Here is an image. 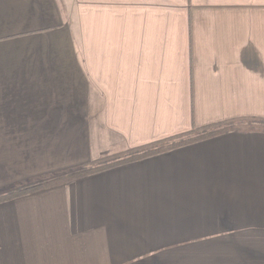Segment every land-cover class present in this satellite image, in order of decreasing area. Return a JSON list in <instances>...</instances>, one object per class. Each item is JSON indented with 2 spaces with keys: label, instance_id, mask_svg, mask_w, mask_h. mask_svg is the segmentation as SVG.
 <instances>
[{
  "label": "crops",
  "instance_id": "obj_1",
  "mask_svg": "<svg viewBox=\"0 0 264 264\" xmlns=\"http://www.w3.org/2000/svg\"><path fill=\"white\" fill-rule=\"evenodd\" d=\"M264 0H0V264H264ZM241 120V121H240Z\"/></svg>",
  "mask_w": 264,
  "mask_h": 264
},
{
  "label": "trees",
  "instance_id": "obj_2",
  "mask_svg": "<svg viewBox=\"0 0 264 264\" xmlns=\"http://www.w3.org/2000/svg\"><path fill=\"white\" fill-rule=\"evenodd\" d=\"M237 122L239 121H226L206 127L193 128L191 131L180 135L172 136L140 147L127 149L119 154H110L98 160L86 162L71 169L49 173L24 181L10 189L6 194L0 196V202L64 185L104 170L130 162L144 160L204 139L216 137L223 133L236 130ZM249 123L250 127H254L255 129L264 132V120L251 119L249 120Z\"/></svg>",
  "mask_w": 264,
  "mask_h": 264
},
{
  "label": "rangeland",
  "instance_id": "obj_3",
  "mask_svg": "<svg viewBox=\"0 0 264 264\" xmlns=\"http://www.w3.org/2000/svg\"><path fill=\"white\" fill-rule=\"evenodd\" d=\"M17 185H18V184H17ZM17 185H16V186H17Z\"/></svg>",
  "mask_w": 264,
  "mask_h": 264
}]
</instances>
